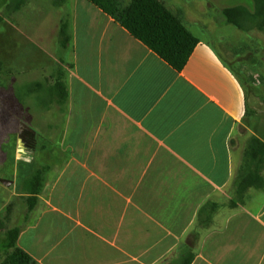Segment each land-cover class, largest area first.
Listing matches in <instances>:
<instances>
[{
  "label": "crops",
  "instance_id": "1",
  "mask_svg": "<svg viewBox=\"0 0 264 264\" xmlns=\"http://www.w3.org/2000/svg\"><path fill=\"white\" fill-rule=\"evenodd\" d=\"M48 1L55 15L38 28L51 37L42 34L38 46L47 50L53 38L62 50L54 66L68 100L42 106L54 127L52 138L40 135L65 158L38 166L48 168L17 244L34 264H168L189 244L202 206L215 202L191 264H264V190L229 205L247 140L264 136V88L249 82L229 39L232 27L260 30L239 29L222 10L252 11L254 1L161 0L199 39L181 70L92 1ZM42 69L34 82L52 83Z\"/></svg>",
  "mask_w": 264,
  "mask_h": 264
},
{
  "label": "rangeland",
  "instance_id": "2",
  "mask_svg": "<svg viewBox=\"0 0 264 264\" xmlns=\"http://www.w3.org/2000/svg\"><path fill=\"white\" fill-rule=\"evenodd\" d=\"M2 3L15 4L17 0H0V13L4 14L6 6L2 7ZM40 3L41 0H29L20 11L7 13L0 22V61L3 62L0 72V179L13 180L8 186L0 181V247L7 229L21 228L28 221L29 211L22 189L24 178L40 165L50 164L53 168L65 158L59 145L42 146L45 141L38 129L40 123L52 121V114L48 110L41 113L44 103L33 91L34 79L43 73V65L56 67L54 65L58 62L57 58L62 53L58 46L54 47L49 33L46 35L52 40H43L49 46L47 50L38 46L42 34L44 36V32L38 28L39 24L48 26L47 18L55 15L51 1L44 0L41 8ZM224 3H234V0H225ZM14 17L16 22H12ZM25 27L34 42L28 36L22 35L20 28ZM232 34L230 42L234 43L238 50L237 55L243 61L239 65L247 66L249 82L262 93L264 32L255 30L248 33L232 27ZM21 124L37 133L34 132L33 148L18 156ZM5 255L4 251H0V263Z\"/></svg>",
  "mask_w": 264,
  "mask_h": 264
},
{
  "label": "trees",
  "instance_id": "3",
  "mask_svg": "<svg viewBox=\"0 0 264 264\" xmlns=\"http://www.w3.org/2000/svg\"><path fill=\"white\" fill-rule=\"evenodd\" d=\"M26 0H17V3L6 5L4 14L0 13V22L7 13L17 11ZM106 13L110 14L123 25L132 35L154 50L174 68L181 70L187 63L199 39L196 37L161 0H131L123 4L120 0H90ZM254 8L249 10L246 6L238 5L225 7L222 14L225 21L241 30L258 29L264 32V0H253ZM59 44L66 47L69 42L68 25L60 23ZM63 62V60L61 61ZM0 62V72H1ZM52 83L46 84L44 80L33 83L36 92L45 106H61L68 100L67 86L64 81V71L61 65L49 69ZM43 105V106H44ZM54 127L53 121L40 123L38 129L46 133L47 138ZM48 167H37L24 178L23 192L26 194L28 209L35 207L38 194L43 184L44 173ZM264 190V136H251L246 143L243 163L235 181V196L230 200L232 207L243 203L249 189ZM219 205L215 202H206L200 209L199 225L191 232L189 244L184 248L181 257L176 262L168 264H191L194 257V247L201 234V229L209 226L212 216ZM209 214L202 218L203 211ZM20 233L19 227L6 230L1 240L0 251L5 252V258L0 264H34V258L17 244Z\"/></svg>",
  "mask_w": 264,
  "mask_h": 264
},
{
  "label": "water",
  "instance_id": "4",
  "mask_svg": "<svg viewBox=\"0 0 264 264\" xmlns=\"http://www.w3.org/2000/svg\"><path fill=\"white\" fill-rule=\"evenodd\" d=\"M28 130H31V128L25 124H21V127L19 129V138H18V155H21L22 153L26 152L25 144H24V132ZM0 181L7 186L13 183V180L4 179V178H1Z\"/></svg>",
  "mask_w": 264,
  "mask_h": 264
},
{
  "label": "flooded vegetation",
  "instance_id": "5",
  "mask_svg": "<svg viewBox=\"0 0 264 264\" xmlns=\"http://www.w3.org/2000/svg\"><path fill=\"white\" fill-rule=\"evenodd\" d=\"M24 144L27 151H30L34 146V130H28L24 132Z\"/></svg>",
  "mask_w": 264,
  "mask_h": 264
}]
</instances>
